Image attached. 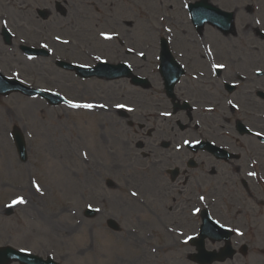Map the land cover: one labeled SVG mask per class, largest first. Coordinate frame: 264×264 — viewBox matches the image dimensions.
I'll return each mask as SVG.
<instances>
[{"label": "rangeland", "instance_id": "obj_1", "mask_svg": "<svg viewBox=\"0 0 264 264\" xmlns=\"http://www.w3.org/2000/svg\"><path fill=\"white\" fill-rule=\"evenodd\" d=\"M126 5H124V8ZM10 15L12 17V25H19L21 24L23 20V15L20 12L17 11H11ZM100 18V17H99ZM138 28L146 27V21H139L137 23ZM100 29V28H99ZM137 30L136 28L133 29V31ZM19 37L20 34H17V37L15 38V43H19ZM3 44L0 43V46ZM3 47V46H2ZM8 50L3 47V49H0V66L3 70L8 72L11 67H17L22 71V68L26 69L28 71V76L30 78H33L36 82L39 84L46 83L49 79H59L61 75H57L52 71H41L37 65L26 63L21 59V56L18 52L14 51V55L8 56L6 54ZM108 89L111 91L112 87L108 86ZM27 105V107H26ZM49 111L41 102L39 101H33V100H26L18 101L16 98L9 97L7 99H0V155L2 157V164H0V172H2V175L5 174L6 167H10L11 164L15 163V160L11 159L9 151V139L8 134L5 133L8 131L10 126L12 124H17L19 127H21L22 131L24 132V127H29L32 130L33 133V139H26L27 145L29 147V150L31 151L33 157H35V153L38 152V156L40 154L41 143H44V141L40 140V132L44 131L45 129L48 130L50 133H55L61 136L62 142L65 139H68L69 134V127L72 125V120L75 118L73 114H66L65 112L68 111L66 108L61 107L60 109H54L51 113L54 119L53 121L46 122L44 125L39 124V118L42 116H45L46 112ZM33 118L37 122L34 124H31L29 122V119ZM54 123V126H53ZM46 126V127H45ZM62 142H54L50 143L51 146L54 144H61ZM60 147H62L60 145ZM31 157L30 164L32 165L35 163V158ZM49 166L54 167L53 161H48ZM17 167V166H15ZM24 167V166H23ZM40 175L44 178L46 175L51 176L53 178V181H51L48 184L49 190H50V199L49 203H53L56 192H57V185L55 183V178L57 174L59 175V169L55 172L52 168L48 166H43L40 171ZM57 173V174H56ZM3 180V178H2ZM18 180L21 181V177H18ZM10 186H12L11 182H7ZM11 196L4 197L0 204L5 202L8 198Z\"/></svg>", "mask_w": 264, "mask_h": 264}, {"label": "flooded vegetation", "instance_id": "obj_2", "mask_svg": "<svg viewBox=\"0 0 264 264\" xmlns=\"http://www.w3.org/2000/svg\"><path fill=\"white\" fill-rule=\"evenodd\" d=\"M63 1L67 3V0ZM171 130L173 129L171 128ZM172 136L176 137V134L173 133ZM171 143L172 141L169 142L165 153L158 152L156 154L164 157L165 166L168 168H178V178L174 182H167L163 192L160 188L161 177L159 176L160 174H158L150 182L151 198L160 201L165 197L168 200L167 203L169 205L167 207L169 211L186 213L190 203L193 202L197 195L188 184L190 182L198 183L204 181L206 172H209L211 168L214 169V176H216L217 172L221 169V164L217 160L208 163L198 161L195 152L190 153L187 151L183 154H173L170 148ZM189 159L194 160L195 165H191L188 161ZM240 172V166H232L230 170L231 174H239ZM217 187L218 185L214 182L212 188L215 195L217 194ZM242 198L247 200V209L250 219L256 225L262 223V221H264V196L254 194L250 190H243ZM134 207L136 209L137 205L134 204Z\"/></svg>", "mask_w": 264, "mask_h": 264}, {"label": "snow or ice", "instance_id": "obj_3", "mask_svg": "<svg viewBox=\"0 0 264 264\" xmlns=\"http://www.w3.org/2000/svg\"><path fill=\"white\" fill-rule=\"evenodd\" d=\"M106 39H109L110 37H105ZM57 39H59V37H57ZM65 43H67V41H65ZM45 47H47L46 45H45ZM141 55H142V53H141ZM218 67H223L222 65H220V66H218ZM67 103H68V105L70 106V107H72V108H85V109H91V108H93L94 107V105H92V104H87V103H85V104H80V103H76V102H73V101H71V100H69V101H67ZM229 103H231V101H229ZM117 107H124L123 105H116ZM99 107H104V105H100ZM129 111H131L132 109H128ZM165 115H169V113H164ZM257 135H260V133H257ZM185 143L187 144V143H189L188 141H185ZM249 175H255V173H252V172H250L249 173ZM37 191H40V189H39V186H37ZM133 195H136V193H133ZM200 199L201 200H203L204 199V197H200ZM13 205H15V204H17V203H24V200L22 199V198H18L17 200H14L13 202ZM90 207V206H89ZM97 211H99L98 209H97ZM195 211H199V209H196ZM237 234L238 235H242V233H240L239 232V230H237Z\"/></svg>", "mask_w": 264, "mask_h": 264}]
</instances>
